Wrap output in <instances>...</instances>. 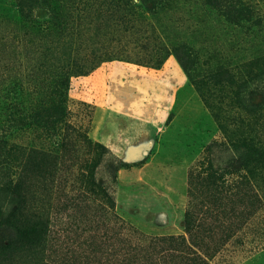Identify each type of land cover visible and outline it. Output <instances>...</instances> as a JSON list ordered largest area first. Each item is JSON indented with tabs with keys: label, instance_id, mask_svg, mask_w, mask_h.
I'll return each instance as SVG.
<instances>
[{
	"label": "rangeland",
	"instance_id": "1",
	"mask_svg": "<svg viewBox=\"0 0 264 264\" xmlns=\"http://www.w3.org/2000/svg\"><path fill=\"white\" fill-rule=\"evenodd\" d=\"M238 3L236 18L204 0H0V185L17 183L0 189V264H264V148L247 171L204 104L167 114L173 68L183 70L170 50L184 46L197 76L219 62L237 68L242 105L263 106L264 146V0ZM61 32L63 58L52 48ZM55 66L67 121L87 139L73 140L55 177L36 163L22 174L1 142L56 141L24 118L34 103L59 101ZM210 163L224 179L220 194L200 180ZM92 173L104 195H86ZM188 210L201 218L189 229Z\"/></svg>",
	"mask_w": 264,
	"mask_h": 264
},
{
	"label": "trees",
	"instance_id": "2",
	"mask_svg": "<svg viewBox=\"0 0 264 264\" xmlns=\"http://www.w3.org/2000/svg\"><path fill=\"white\" fill-rule=\"evenodd\" d=\"M206 4L213 8L222 10L225 15L231 17L233 13H236V18L241 14L242 10L239 8L240 4L238 0H204ZM68 46V38L64 32L58 34V37L54 40L53 50L56 51L58 57H64L66 47ZM47 50H51L47 48ZM154 57H151L152 66L159 68L162 60L160 55V49H158ZM170 52L180 62L187 79L193 85V88L197 92L198 96L202 100L205 107L209 110L217 123L227 145L232 149L243 150V159L241 168L249 171L247 168V161L249 158H256L260 160L263 152V141L258 136L261 132L263 125V106L261 105H242L241 98L239 96V90L245 86V80L231 64L219 62L212 71L205 73L202 76H197L187 67L190 62L192 53L184 46H175ZM58 59V58H57ZM76 65V64H75ZM63 66H55V76L53 83L57 85L58 89L55 94H60L59 101H45L34 103L33 107L25 111L24 118L31 119L35 124H41L45 132H50L51 136H57L56 141L42 139V143L39 145L34 144H22V143H7L1 142L2 145H6L5 159L9 164H14L16 167L21 168L23 174L24 171L29 170L33 163L36 165H43L47 167V170L43 174L49 177H55L58 169L59 160L65 153L70 152L73 149V140L87 139V130L83 127H75L69 123L68 115L69 110L66 104L61 99L65 95L63 90L66 88V79L64 78ZM86 66L81 68L77 67V70L84 72ZM228 102L233 103L238 109L241 107L242 114H236L234 116L226 115L223 109V104ZM37 124V125H38ZM62 132V133H61ZM253 135L250 136V135ZM97 146H102L100 143H96ZM1 147V146H0ZM212 144L206 147V151L210 153ZM209 172L207 175L200 178L204 187H206L213 194H220L223 190L218 191V188H224L223 177L216 175L213 170V165L210 163L206 166ZM27 173V172H25ZM11 182L3 183L0 185V189L6 192L16 190L15 183L10 186ZM88 187L86 195L91 194H105L102 183L93 177V173L90 174V179L87 183ZM6 189V190H5ZM79 195L82 196L80 193ZM201 218L195 217L192 211L188 210L185 214L186 228L194 226L195 222L199 223ZM183 253H187L184 250ZM188 254H190L188 252Z\"/></svg>",
	"mask_w": 264,
	"mask_h": 264
},
{
	"label": "crops",
	"instance_id": "3",
	"mask_svg": "<svg viewBox=\"0 0 264 264\" xmlns=\"http://www.w3.org/2000/svg\"><path fill=\"white\" fill-rule=\"evenodd\" d=\"M163 68L164 69L168 68V64L165 63ZM173 70L175 71L174 77L176 78L173 80V82L175 83L173 86V89L176 91V95L174 96V100L170 101L169 106L167 107V110H169L167 113L168 116H170V114H172V113H176V114L181 113L184 115L185 113H187L191 110H194V108H195V110L202 113V109H201L202 105H203L202 100L199 97H194V95H191L190 98L186 96L189 90H193V92H195V89L193 88V86H191L192 89H189L190 85L188 84V79H187L185 73L183 72V70L179 66H174ZM179 92H180V94H179ZM177 93H178V95H177ZM195 105H197V107H195ZM181 119L182 118L179 117L178 115H175L172 118V120H175L176 125H177V123L181 124L183 122H186V121H182ZM196 120H199V119H195L191 122H199ZM189 122L190 121H187V124H189ZM172 137H173L172 139L176 138V140H177V138L179 139L181 137V135H179V137H178V135H177V137H174V136H172ZM98 140L100 142H105V139L101 136L98 137Z\"/></svg>",
	"mask_w": 264,
	"mask_h": 264
}]
</instances>
